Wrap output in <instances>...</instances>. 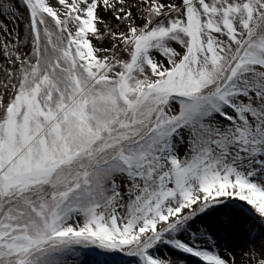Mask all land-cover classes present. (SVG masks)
Listing matches in <instances>:
<instances>
[{
	"label": "snow or ice",
	"instance_id": "6c2138e0",
	"mask_svg": "<svg viewBox=\"0 0 264 264\" xmlns=\"http://www.w3.org/2000/svg\"><path fill=\"white\" fill-rule=\"evenodd\" d=\"M264 264V0H0V264Z\"/></svg>",
	"mask_w": 264,
	"mask_h": 264
},
{
	"label": "rangeland",
	"instance_id": "374dc122",
	"mask_svg": "<svg viewBox=\"0 0 264 264\" xmlns=\"http://www.w3.org/2000/svg\"><path fill=\"white\" fill-rule=\"evenodd\" d=\"M241 243L240 239L236 236H225L224 239L221 241L222 245H227V247L233 251V254L237 258V262L239 259L240 252L242 251L241 247L239 246ZM168 255L176 260L178 264H198L192 261H189L187 258L182 257L181 254H177L175 251H169Z\"/></svg>",
	"mask_w": 264,
	"mask_h": 264
},
{
	"label": "bare ground",
	"instance_id": "6f19581e",
	"mask_svg": "<svg viewBox=\"0 0 264 264\" xmlns=\"http://www.w3.org/2000/svg\"><path fill=\"white\" fill-rule=\"evenodd\" d=\"M241 253V252H240ZM239 262H240V255H239V259H238V262H237V264H239Z\"/></svg>",
	"mask_w": 264,
	"mask_h": 264
}]
</instances>
